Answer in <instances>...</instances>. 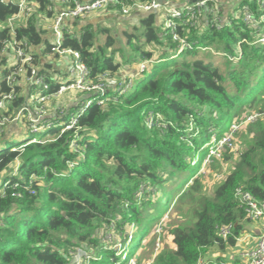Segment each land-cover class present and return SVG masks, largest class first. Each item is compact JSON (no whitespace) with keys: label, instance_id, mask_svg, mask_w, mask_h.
Wrapping results in <instances>:
<instances>
[{"label":"trees","instance_id":"16d2710c","mask_svg":"<svg viewBox=\"0 0 264 264\" xmlns=\"http://www.w3.org/2000/svg\"><path fill=\"white\" fill-rule=\"evenodd\" d=\"M37 2L38 9L17 27V36L48 53L52 37L46 24L55 16L48 7H56L60 0ZM233 3L230 10L228 0H218L214 12H205L187 30L180 21L177 32L191 46L183 51L164 29L160 12L134 10L125 15L120 5L107 6L86 19L68 22L63 46L81 53L93 80L106 75V102H92L79 118L82 129L77 142L83 156L73 151L74 131L60 136L59 124L76 111L77 99H87L84 94L62 98L68 115L47 133L53 138L46 136L43 143H28L29 138L11 143L10 132L1 136L8 138H0V175L7 173L0 182V264H72L75 248L87 252L84 264H128L178 193L180 203L191 200L189 211L198 202L201 208L195 211L193 225L171 228L175 247L164 248L154 264H197L211 247L224 255L236 245L235 236L251 223L235 199L236 189L243 187L264 199V22H259L264 0ZM246 6L258 23L245 22ZM17 11L15 4L0 3V23ZM216 14L224 19L221 29L212 24ZM118 15L142 31L126 29L124 49L117 46L110 27L101 23ZM7 33V28L0 31V38ZM207 53L224 57L228 65H221L219 59L206 61ZM142 62H148L146 69L135 76L129 90L118 89L123 78L109 85V78L121 68L131 71ZM49 74L50 89L55 91L62 73L55 77L51 70ZM152 113L161 114L164 127H148L146 120ZM254 113L259 118L247 121ZM235 118L244 121L240 134L244 148L212 195H207L201 175L210 153L206 144L215 131L220 137L228 133ZM221 121L227 123L223 128ZM9 127L17 129L15 124ZM23 144V150L16 149ZM228 151L226 147L220 156H211L214 163L209 166L218 169L229 163L233 157ZM17 159L21 160L19 172L9 175ZM228 224L234 225V235L223 240L218 228ZM104 231L119 235L124 249L101 236Z\"/></svg>","mask_w":264,"mask_h":264},{"label":"built area","instance_id":"2783aa9c","mask_svg":"<svg viewBox=\"0 0 264 264\" xmlns=\"http://www.w3.org/2000/svg\"><path fill=\"white\" fill-rule=\"evenodd\" d=\"M217 2L218 0H147L145 2L138 0L133 3H129L128 0H60L59 5H56V7L49 5L48 10L54 11L55 16L52 19H47V23H50V25L46 24L50 30L47 35L52 37L51 50L48 54L54 58L59 56L69 59L67 73L62 74L57 90L52 91L49 84L51 77L49 70L41 65L40 56L37 57V53L40 54L41 46L36 48L28 41L19 39L17 36V27L21 26V21H24L23 24L26 23L27 19L38 9L39 3L37 0H0V3H12L18 7L15 15L0 23V31L5 28L8 29L7 36L0 38V70L4 73L3 80L0 81V136L3 135L9 125L15 124L17 128L22 125L25 131L29 133L28 143H43L48 139L46 136L50 137L47 134L49 130L65 114L68 115L61 101L62 98L68 94H84L88 96L87 99L82 102L77 99L75 104L78 108L76 111L70 115L68 121L59 124L62 126L60 136L67 130L74 131V138L71 141L73 151L83 156L77 142L82 129L79 125V118L92 102L97 101L100 105L106 102L104 95L107 88L104 80L107 78L105 79L106 75H104L100 76L97 81L93 80L89 67L81 58V53L63 46L64 34L65 31H69L67 24L70 20L86 19L94 12L107 6L117 7V5L121 6V12L125 15L134 10L160 12L164 29L172 34L174 40L179 41V51H183L186 48H191V46L183 36L178 34L179 22L182 21L183 30L189 28L186 26L195 27L205 12L215 11ZM61 4H63L62 8H60ZM244 17L247 24L258 23L249 6L244 8ZM259 22H264L263 15ZM212 24L217 29H221L224 25L223 17L216 14ZM262 40H264V37ZM146 63L148 62L140 64V73L146 69ZM135 76L138 75L129 74L125 76L123 81H120L118 89L123 92L129 90L134 84ZM55 77H58V72H56ZM1 84H4L7 90H3ZM19 98H22V100L17 102ZM54 109L57 110L56 113L53 112ZM259 116L258 113L251 114L248 116L247 121H255ZM56 117L58 118L54 119ZM152 122L153 124L160 122L165 125L164 118L159 113H152L148 116L146 123L149 128H152L150 126ZM230 129L221 138L214 139L219 142L220 147L219 144L215 149H211L209 146V150L213 155L220 156L223 149L232 147V136L229 133L237 129L236 124H233ZM24 147L25 144L16 149L23 150ZM206 160L209 159L206 158ZM69 166H74V163H70ZM20 167L21 160L17 159L11 165L8 174L17 175ZM9 182L5 183V187ZM16 186L17 184H13V187ZM234 196L250 221L260 223V228L254 232L248 230L249 227H247L245 231L235 236L236 245L231 247L233 251L226 255L229 256L228 261H221L218 258L220 257L218 253L207 256L201 254L197 264H264V199H257L243 187H238ZM218 235L223 240H227L234 235V225L228 224L219 227ZM159 246L158 243L157 249ZM238 248L240 249L237 250ZM73 253L71 252V254Z\"/></svg>","mask_w":264,"mask_h":264},{"label":"rangeland","instance_id":"374dc122","mask_svg":"<svg viewBox=\"0 0 264 264\" xmlns=\"http://www.w3.org/2000/svg\"><path fill=\"white\" fill-rule=\"evenodd\" d=\"M112 17L113 18L106 17L104 20L101 21V23L102 25H108L110 27L111 33L116 37V41L118 44L117 46L124 49L125 41H127L124 31L128 29L127 31L131 33H136V34H140L142 31L139 28L131 26L130 23L126 20L125 16L118 15V16H112ZM102 39H104V35H102ZM117 56L119 57L120 60H122L120 55H117ZM218 59L220 60V63H222L221 65L223 66L228 65L229 61L225 60L224 57L218 58L217 56L211 53L205 54L206 61L216 62ZM233 62H236V60L234 59ZM138 68H139V65H138ZM3 77H4V73L0 70V81L3 80ZM262 117L264 119V115ZM235 119H234V122L230 126H232L233 124L234 125L236 124L237 129L229 133L232 136L233 145L232 147L228 149L229 150L228 152L232 155L233 158H231V161L229 163L223 164L218 169H212L211 168L212 166H209V165L214 162L211 159V156H213V154L211 153V150H210L209 157H207V159L209 160H206L205 162L206 166L201 171V175L204 180V187H205V191L207 195H212L215 185L219 181H221V179L225 176L228 170V167L229 166L231 167V162L237 159V152L244 148L243 137H240V134L243 132L242 127L244 125V121L238 122L237 118ZM226 125L227 123L221 121L220 128H223ZM150 126L152 128L154 127L162 128L165 125L160 122H155L154 124L152 122ZM28 138H29V133L25 131L22 125H19V127L9 135V140L11 143H15V142L19 143V142L27 140ZM218 138H221L219 135V131L217 132L215 131L212 134L210 141H208L206 146L208 147L210 146L211 149H215L218 146L219 142H216L214 139H218ZM219 147H220V144H219ZM6 174L0 175V182L1 180L4 179ZM166 186H167L166 189L169 190L168 185ZM179 194L180 193H178L175 196L173 203L171 204L170 208L165 212V215H163V218H161L160 221L156 225L153 226L150 232V236L142 240L141 242L142 245L140 246V248L139 247L137 248L138 252L135 253V255H131V258L128 264H140L139 259H140L141 264H154V260L156 256L164 248L166 247L174 248L175 247V244L173 243L172 238H171L172 236L170 235L171 228L174 227L175 225H181V224L193 225L194 220H195V211L201 208V204L199 202L194 204L193 205L194 209L189 211L188 209L192 204L191 200L188 199L184 205V203L182 204L178 200ZM245 229H247L246 226H245ZM101 236L106 237L107 239H109V241H111V239H113V241L115 240L114 242H117L115 246L120 250L124 249V247L121 246L122 244H121L120 236L117 235L114 231L112 232L104 231L101 233ZM151 238H152V241H149V239ZM158 243L160 244V246L157 249ZM218 250L219 249L216 246L211 247L209 248V251L207 254H205V256L218 253ZM73 252L74 253L71 254L72 260H73V261L71 260L72 264H84V257L88 256L87 252H85L81 248H75ZM126 258L127 256L122 258V261H124Z\"/></svg>","mask_w":264,"mask_h":264},{"label":"crops","instance_id":"0c3cea01","mask_svg":"<svg viewBox=\"0 0 264 264\" xmlns=\"http://www.w3.org/2000/svg\"><path fill=\"white\" fill-rule=\"evenodd\" d=\"M227 1V0H226ZM228 3H230L231 5H230V10H232L231 9V7L232 6H234L233 4V0H228ZM229 10V9H228ZM100 16H102L101 14H100ZM107 18H113L112 16L110 17V16H108ZM24 23V21H21V23L20 24H23ZM48 24V23H47ZM39 52H40V59H41V65L42 66H45L49 71H55V72H58V73H62V74H65V73H67V69H68V58L67 57H61L59 60L58 59H55L52 55H50V54H48L47 52H43V50L40 48V50H39ZM43 52V53H42ZM45 53V54H44ZM130 70V67L128 68V70H124L123 68H121V70H120V72L118 73V75L116 76V77H114V78H109V79H111L110 80V84L109 85H111V87L112 86H115V84H116V82H118L117 80H120L121 78H125V76H127V75H140L141 73H140V71H141V66H139V68H138V65L137 66H134V69H132L131 71H129ZM140 73V74H139ZM115 82V83H114ZM109 87V86H108ZM76 95H74L73 97H75ZM67 98H70V97H66L65 98V101L67 100ZM8 129H9V131H8ZM16 130V128H14V127H9V128H6V130H5V132L3 133V134H7V133H9L10 132V134L13 132V131H15ZM0 138L1 139H6V138H8V137H1L0 136ZM260 226H261V224L260 223H249L248 224V226L247 227H249L248 228V230H251V231H256V230H258V228H260ZM252 244H253V242H252ZM240 248H238L237 250H239ZM233 251V249L232 248H229V249H227V251H226V253H224V255L223 254H221L220 253V251L218 250V255L219 256H221V257H224V259L226 260V261H228L229 260V256H226L228 253H230V252H232ZM224 261V260H223Z\"/></svg>","mask_w":264,"mask_h":264},{"label":"bare ground","instance_id":"6f19581e","mask_svg":"<svg viewBox=\"0 0 264 264\" xmlns=\"http://www.w3.org/2000/svg\"><path fill=\"white\" fill-rule=\"evenodd\" d=\"M27 141V140H26Z\"/></svg>","mask_w":264,"mask_h":264}]
</instances>
